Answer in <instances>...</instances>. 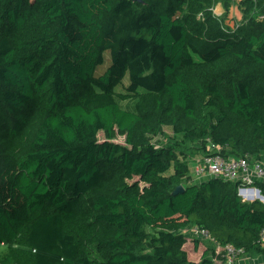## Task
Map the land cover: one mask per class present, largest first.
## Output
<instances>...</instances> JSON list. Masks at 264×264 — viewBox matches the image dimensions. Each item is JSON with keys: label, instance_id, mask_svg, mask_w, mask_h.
I'll return each instance as SVG.
<instances>
[{"label": "trees", "instance_id": "16d2710c", "mask_svg": "<svg viewBox=\"0 0 264 264\" xmlns=\"http://www.w3.org/2000/svg\"><path fill=\"white\" fill-rule=\"evenodd\" d=\"M215 2L0 0V264L264 255V203L191 180L190 143L264 161V0Z\"/></svg>", "mask_w": 264, "mask_h": 264}, {"label": "built area", "instance_id": "2783aa9c", "mask_svg": "<svg viewBox=\"0 0 264 264\" xmlns=\"http://www.w3.org/2000/svg\"><path fill=\"white\" fill-rule=\"evenodd\" d=\"M208 144L211 146H208L209 153L196 159L195 177L201 181L218 177L240 182L239 195L243 200L247 201V197L250 202L258 199L264 203V198H258V189L260 188L257 186L258 182L264 181V161L252 158L249 155L240 157L225 156L219 152L221 150L220 146ZM254 184L256 186L252 187ZM189 233L203 239H211L209 231L198 226L193 227ZM261 240H264V231ZM246 254L248 253H245L242 248L227 244L224 264H236L237 260Z\"/></svg>", "mask_w": 264, "mask_h": 264}, {"label": "rangeland", "instance_id": "374dc122", "mask_svg": "<svg viewBox=\"0 0 264 264\" xmlns=\"http://www.w3.org/2000/svg\"><path fill=\"white\" fill-rule=\"evenodd\" d=\"M239 1L240 0H232V2H231V6L233 5L234 6V8L236 7V4L237 3H239ZM219 3H222V5L224 4V0H216V2H215V6H214V12H215V10L217 11V12H219V9H218V7H220V4ZM219 5V6H218ZM225 10V9H224ZM235 10H237V8H235ZM216 13V12H215ZM217 14V13H216ZM218 15V14H217ZM223 15V13L221 14V15H219V16H222ZM229 15V14H228ZM228 15H227V17H226V19H225V24H227L228 26H230V27H232V28H235L236 26H238V24L241 22V20H242V17L243 16H241V18H236V17H233L232 19H230L229 17H228ZM228 18H229V20H228ZM125 80L126 81H128V77H126L125 78ZM168 135H171V129L170 128H165L164 129V132L163 133H161V134H159L157 137H156V141L158 142V143H165V142H168L169 140H170V138H168L169 136ZM99 139L100 140H104L105 139V135H104V133L101 131V132H99ZM115 141H117V142H121V143H125V136H122V135H119V136H117L115 139H114ZM189 146L191 147L190 149H189V152H190V154H191V157H190V170H191V173H192V177H191V180H193V181H195V182H201V180L200 179H197L195 176H194V171H195V168H196V159L197 158H199V157H202V156H204V153H203V151L200 149V147H201V145H198V144H196V143H190L189 144ZM208 146H210V144H208ZM211 147V146H210ZM194 148V149H193ZM197 155H199V156H197ZM256 186V184H254V185H252V187H255ZM251 187V186H250ZM258 198H261L260 196L258 197ZM262 199V198H261ZM246 200L247 201H249L250 199H248L247 197H246ZM250 202V201H249ZM193 228V227H192ZM191 228V229H192ZM191 229H186V228H183V229H181V230H179V231H186V230H188V231H190ZM3 248L2 247H0V250H2ZM237 262H238V260H237ZM237 264V263H236Z\"/></svg>", "mask_w": 264, "mask_h": 264}, {"label": "crops", "instance_id": "0c3cea01", "mask_svg": "<svg viewBox=\"0 0 264 264\" xmlns=\"http://www.w3.org/2000/svg\"><path fill=\"white\" fill-rule=\"evenodd\" d=\"M219 4H220V7H218L219 12H217L216 10H215V12L218 15H221L222 13L225 12V10H224L225 8L222 5V3H219ZM235 8H237V10H235ZM235 8H234L233 5L230 7V11L228 13L229 14L228 17L230 19H232L233 17H236V18L239 19V18H241V16H243V13H242L238 3L236 4ZM229 18H228V20H229ZM197 156H199V155H197ZM237 264H264V255L253 256V255H250V254H246V255L241 256L238 259Z\"/></svg>", "mask_w": 264, "mask_h": 264}, {"label": "water", "instance_id": "95a60500", "mask_svg": "<svg viewBox=\"0 0 264 264\" xmlns=\"http://www.w3.org/2000/svg\"><path fill=\"white\" fill-rule=\"evenodd\" d=\"M133 1H138V2H142V3L144 2V0H133ZM185 189H186L185 186L183 184H180L174 189L173 194L181 193ZM258 194H259L260 197L264 198V195L261 193L260 189H258ZM256 200H258V199H256Z\"/></svg>", "mask_w": 264, "mask_h": 264}]
</instances>
